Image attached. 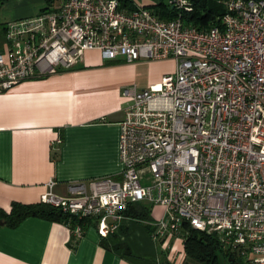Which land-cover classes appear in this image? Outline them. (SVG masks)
Listing matches in <instances>:
<instances>
[{"label": "built area", "instance_id": "1", "mask_svg": "<svg viewBox=\"0 0 264 264\" xmlns=\"http://www.w3.org/2000/svg\"><path fill=\"white\" fill-rule=\"evenodd\" d=\"M169 3L172 19L120 0H55L8 21L0 92L69 69L87 50L105 60L173 59L175 71L159 82L122 90V179L73 181L66 195L51 179L41 202L96 219L105 237L130 203L162 205L155 236L188 222L242 264H264V0H224L225 13L207 29L184 20L192 0ZM73 234L83 237L81 224Z\"/></svg>", "mask_w": 264, "mask_h": 264}, {"label": "crops", "instance_id": "2", "mask_svg": "<svg viewBox=\"0 0 264 264\" xmlns=\"http://www.w3.org/2000/svg\"><path fill=\"white\" fill-rule=\"evenodd\" d=\"M131 1L153 7L162 0ZM44 2L29 0L36 14L46 7ZM24 3L0 1L5 35L0 52L8 48L6 23L29 13ZM165 62L105 60L100 51L87 50L69 69L26 79L0 92V264H164L154 246L158 241L161 251H168L165 264H193L184 251L183 227L173 236H155V223L165 212L158 204H150L153 232L126 216L106 237L99 234L94 218L81 224V238L68 224L43 217L28 216L16 226L8 223L15 203H42L51 179L63 195L73 181L122 179L120 122L127 104L122 90L131 83L148 87L159 82L169 74L162 67ZM173 238L180 239L174 243Z\"/></svg>", "mask_w": 264, "mask_h": 264}, {"label": "trees", "instance_id": "3", "mask_svg": "<svg viewBox=\"0 0 264 264\" xmlns=\"http://www.w3.org/2000/svg\"><path fill=\"white\" fill-rule=\"evenodd\" d=\"M2 1V0H0ZM55 0H46V6ZM122 4L130 9L135 8L131 0H120ZM193 10L184 12L183 18L187 24L196 26L200 29H207L219 22V18L225 13L224 3L216 2L215 0H192ZM154 9L163 19H172L177 16L176 9L163 0L157 6H147ZM151 205L146 202L130 203L122 214L126 217L144 223L149 232H153L150 225ZM28 216L43 217L52 221L68 224L74 228L77 224H82L88 218L78 219L63 213L60 209L49 204L40 203L38 205H25L15 203L13 210L8 218V223L12 226L18 225L24 218ZM184 251L189 260H194L203 264H242L237 258L235 261H230L225 253V249L221 246L216 235H209L205 232L196 230L190 226L188 222H184ZM127 253H131L130 247L127 244L123 245ZM162 264V263H160ZM165 264V262H164ZM167 264V263H166Z\"/></svg>", "mask_w": 264, "mask_h": 264}, {"label": "rangeland", "instance_id": "4", "mask_svg": "<svg viewBox=\"0 0 264 264\" xmlns=\"http://www.w3.org/2000/svg\"><path fill=\"white\" fill-rule=\"evenodd\" d=\"M163 1L166 2V3H169L170 0H163ZM215 1L219 2V3H223L224 2V0H215ZM25 2L26 3H24V5H23L24 8L23 9H24L25 12H29V13H24L22 16L17 17V18H11V19H9V21L14 20V19H18V18H21V17H25V16L35 15L37 13L38 9H34L30 5L29 0H25ZM44 6H46L45 2L43 3L42 7H44ZM0 21H1V19H0ZM4 38H5V35H4L3 29H2V25L0 24V50H2V48H3L2 46H3V43H4ZM140 61H144V60H140ZM156 61H158V60H147V62H156ZM159 61H167L162 66L166 70L167 73H170V72H172L174 70L175 63H174L173 59H166V60H159ZM128 63H132V62H128ZM155 71H156V68H155ZM146 72H148V71H146ZM140 73H143V72H140ZM132 84H137V83H131V84H128V85H132ZM125 86H127V85H125ZM126 101H127V99H126ZM161 218H162V216L160 218H158V221ZM184 235H185V233H184V231H182V236L184 237ZM170 236H173V235H170ZM169 238L171 239L172 237H169ZM179 239L180 238H173L174 243H176ZM154 246H155L156 252L159 253L162 256V258H163V260L165 262L166 258L168 257V251L167 252L161 251L162 249H161V242L160 241H158L157 243H154ZM162 248H163V250H165V246H162ZM190 263L203 264V263H200V262H197V261H194V260H192ZM226 264H229V263L226 261Z\"/></svg>", "mask_w": 264, "mask_h": 264}, {"label": "water", "instance_id": "5", "mask_svg": "<svg viewBox=\"0 0 264 264\" xmlns=\"http://www.w3.org/2000/svg\"><path fill=\"white\" fill-rule=\"evenodd\" d=\"M226 255L229 257L230 261H235V258H233L231 255H229L228 250H225ZM236 264H239V262H236Z\"/></svg>", "mask_w": 264, "mask_h": 264}]
</instances>
